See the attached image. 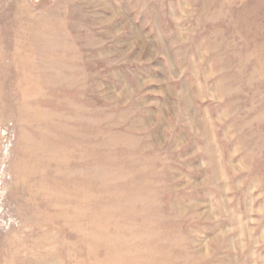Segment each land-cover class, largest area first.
I'll return each instance as SVG.
<instances>
[{
    "label": "rangeland",
    "instance_id": "obj_1",
    "mask_svg": "<svg viewBox=\"0 0 264 264\" xmlns=\"http://www.w3.org/2000/svg\"><path fill=\"white\" fill-rule=\"evenodd\" d=\"M0 264H264V0H0Z\"/></svg>",
    "mask_w": 264,
    "mask_h": 264
},
{
    "label": "bare ground",
    "instance_id": "obj_2",
    "mask_svg": "<svg viewBox=\"0 0 264 264\" xmlns=\"http://www.w3.org/2000/svg\"><path fill=\"white\" fill-rule=\"evenodd\" d=\"M34 158V157H33Z\"/></svg>",
    "mask_w": 264,
    "mask_h": 264
}]
</instances>
